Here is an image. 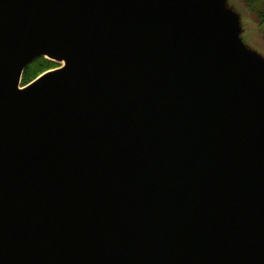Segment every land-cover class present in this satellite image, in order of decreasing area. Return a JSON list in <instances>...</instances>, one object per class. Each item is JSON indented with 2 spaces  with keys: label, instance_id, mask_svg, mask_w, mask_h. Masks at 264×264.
I'll return each instance as SVG.
<instances>
[{
  "label": "water",
  "instance_id": "water-1",
  "mask_svg": "<svg viewBox=\"0 0 264 264\" xmlns=\"http://www.w3.org/2000/svg\"><path fill=\"white\" fill-rule=\"evenodd\" d=\"M0 264H264V57L227 0H0Z\"/></svg>",
  "mask_w": 264,
  "mask_h": 264
},
{
  "label": "rangeland",
  "instance_id": "rangeland-1",
  "mask_svg": "<svg viewBox=\"0 0 264 264\" xmlns=\"http://www.w3.org/2000/svg\"><path fill=\"white\" fill-rule=\"evenodd\" d=\"M227 4L238 14L241 20L242 40L244 43L264 57V24H260L255 20L244 0H227Z\"/></svg>",
  "mask_w": 264,
  "mask_h": 264
},
{
  "label": "trees",
  "instance_id": "trees-1",
  "mask_svg": "<svg viewBox=\"0 0 264 264\" xmlns=\"http://www.w3.org/2000/svg\"><path fill=\"white\" fill-rule=\"evenodd\" d=\"M246 6L252 12L253 17L260 24H264V0H244ZM264 35V31H263ZM57 63L40 57L31 62L23 71L21 85H26L47 70L54 69Z\"/></svg>",
  "mask_w": 264,
  "mask_h": 264
},
{
  "label": "bare ground",
  "instance_id": "bare-ground-1",
  "mask_svg": "<svg viewBox=\"0 0 264 264\" xmlns=\"http://www.w3.org/2000/svg\"><path fill=\"white\" fill-rule=\"evenodd\" d=\"M61 64L63 65V61H61Z\"/></svg>",
  "mask_w": 264,
  "mask_h": 264
}]
</instances>
